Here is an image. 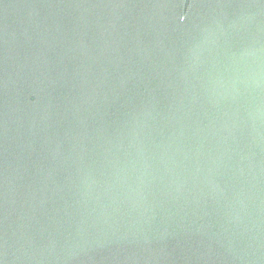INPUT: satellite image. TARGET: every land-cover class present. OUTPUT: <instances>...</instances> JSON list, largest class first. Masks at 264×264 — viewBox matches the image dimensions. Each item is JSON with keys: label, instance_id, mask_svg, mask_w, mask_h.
<instances>
[{"label": "water", "instance_id": "1", "mask_svg": "<svg viewBox=\"0 0 264 264\" xmlns=\"http://www.w3.org/2000/svg\"><path fill=\"white\" fill-rule=\"evenodd\" d=\"M0 264H264V0H0Z\"/></svg>", "mask_w": 264, "mask_h": 264}]
</instances>
